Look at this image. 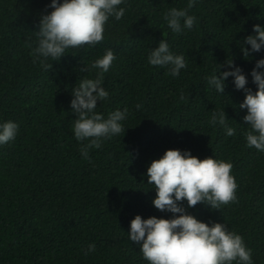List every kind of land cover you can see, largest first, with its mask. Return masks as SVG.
Segmentation results:
<instances>
[{
    "label": "trees",
    "instance_id": "trees-1",
    "mask_svg": "<svg viewBox=\"0 0 264 264\" xmlns=\"http://www.w3.org/2000/svg\"><path fill=\"white\" fill-rule=\"evenodd\" d=\"M50 3L0 0V123L19 125L16 138L0 146V264H147L127 236L129 224L136 215L171 217L152 206L155 189L146 170L176 149L232 163L237 201L218 210L198 203L187 211L201 222L224 223L243 237L254 264H264V153L246 146L243 91L231 78L221 95L207 84L228 60L247 75L264 57L245 59L240 51L253 25L264 26V0H201L189 10L196 25L181 34L162 17L186 8L187 0H127L120 6L124 16L106 23L102 42L67 50L48 61L46 72L33 63L32 49ZM162 39L187 60L178 77L147 62ZM106 49L116 59L102 77L109 97L95 111L107 117L127 107L130 115L122 122L125 133L84 159L80 148L87 142L72 132L71 90L81 78H97L91 64ZM222 109L234 136L208 123ZM91 244L95 252L85 255Z\"/></svg>",
    "mask_w": 264,
    "mask_h": 264
},
{
    "label": "clouds",
    "instance_id": "clouds-1",
    "mask_svg": "<svg viewBox=\"0 0 264 264\" xmlns=\"http://www.w3.org/2000/svg\"><path fill=\"white\" fill-rule=\"evenodd\" d=\"M127 0H51L47 6L51 11L39 18L35 47L32 49L33 63L43 71H49L53 63L60 60L69 49L84 45L95 46L104 39L105 25L110 17L120 20L125 8L120 7ZM201 0H187L183 9L171 8L162 17L172 32L181 34L191 30L197 17L189 10ZM251 35L243 38L240 51L245 59L264 52V26L253 25ZM247 45L248 47H244ZM116 59L111 49L91 64L98 69L97 78H81L71 90L70 109L76 116L72 125L73 136L83 143L81 156L89 159L90 149H99L104 140L125 133L122 122L129 115L127 107L110 112L107 117L96 112L98 101L107 100L109 92L102 86L103 74L107 73ZM147 62L153 67L168 68V75L178 77L186 69L187 60L183 54H174L166 40L149 51ZM225 70L221 71V68ZM256 90L247 88L248 77ZM231 78L234 89L243 91L239 104L246 110L243 122L248 126L244 133L246 146L264 153V57L255 61L246 75L233 60L218 66L207 77V84L216 93L222 94L226 81ZM141 105H135L140 109ZM222 110L213 112L209 125L220 127L229 137L236 129L228 125ZM19 125L11 120L0 123V146L13 141ZM230 161L215 158L199 159L190 151L167 150L153 160L146 170L147 181L155 189L152 206L171 214L168 219L136 215L129 224L127 233L131 242L140 246V253L147 264H254L252 250L243 237L228 230L224 223L201 222L188 213V209L204 204L218 210L222 205L237 201L238 187L231 174ZM95 252V244L89 245L85 255Z\"/></svg>",
    "mask_w": 264,
    "mask_h": 264
}]
</instances>
